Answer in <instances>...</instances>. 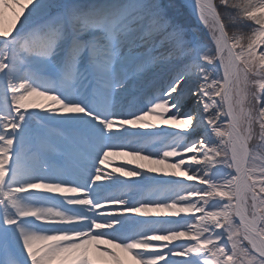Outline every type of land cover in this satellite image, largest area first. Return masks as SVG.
Returning a JSON list of instances; mask_svg holds the SVG:
<instances>
[{
    "label": "snow or ice",
    "instance_id": "obj_1",
    "mask_svg": "<svg viewBox=\"0 0 264 264\" xmlns=\"http://www.w3.org/2000/svg\"><path fill=\"white\" fill-rule=\"evenodd\" d=\"M171 7L0 0V264H264V0Z\"/></svg>",
    "mask_w": 264,
    "mask_h": 264
},
{
    "label": "rangeland",
    "instance_id": "obj_2",
    "mask_svg": "<svg viewBox=\"0 0 264 264\" xmlns=\"http://www.w3.org/2000/svg\"><path fill=\"white\" fill-rule=\"evenodd\" d=\"M164 2L172 6L170 9L172 16L177 22L184 25L190 34L195 33L198 36L206 37L205 28L199 22L197 16L194 14L192 5L190 4V6L187 0H164Z\"/></svg>",
    "mask_w": 264,
    "mask_h": 264
},
{
    "label": "bare ground",
    "instance_id": "obj_3",
    "mask_svg": "<svg viewBox=\"0 0 264 264\" xmlns=\"http://www.w3.org/2000/svg\"><path fill=\"white\" fill-rule=\"evenodd\" d=\"M187 2H188V4L190 5H192V0H187ZM190 5V6H191ZM158 123V122H157ZM161 127H166V126H161ZM58 161H57V159H54L53 160V163H57ZM118 163H120V162H118ZM101 167H103V166H101ZM127 167H129V168H131V167H135L134 165H128ZM108 171H111L112 170V168H111V166L107 169ZM152 175H158V174H152ZM165 179H183L182 177H180V178H174V177H164ZM131 179H136V178H131ZM184 183H186V184H195L196 182L195 181H184ZM149 187H151V186H149ZM105 195H109V193H105ZM145 195H147V190H146V193H145ZM137 197H139V196H137ZM127 198V197H126ZM109 211H111L110 209H108ZM128 215H131V216H133L134 217V219H136V220H143V219H151V220H160V221H164V220H179L180 218L179 217H166V216H161V217H155V216H152V217H148V218H145V217H140V216H136L135 214H128ZM181 215H184V214H181ZM166 226H168V225H165V227ZM174 243H182V241H176V242H174Z\"/></svg>",
    "mask_w": 264,
    "mask_h": 264
}]
</instances>
